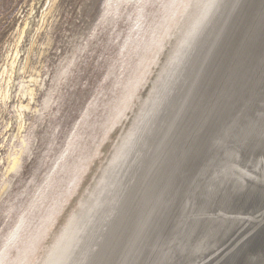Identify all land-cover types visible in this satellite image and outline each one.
Returning <instances> with one entry per match:
<instances>
[{
	"label": "bare ground",
	"instance_id": "6f19581e",
	"mask_svg": "<svg viewBox=\"0 0 264 264\" xmlns=\"http://www.w3.org/2000/svg\"><path fill=\"white\" fill-rule=\"evenodd\" d=\"M57 1H46L33 37ZM34 8L0 68V103L17 98L0 264H264V0H104L90 33L118 46L107 82L39 181L36 163L23 201L7 193L93 44L75 46L34 105L46 86L31 65L34 40L19 67Z\"/></svg>",
	"mask_w": 264,
	"mask_h": 264
},
{
	"label": "rangeland",
	"instance_id": "374dc122",
	"mask_svg": "<svg viewBox=\"0 0 264 264\" xmlns=\"http://www.w3.org/2000/svg\"><path fill=\"white\" fill-rule=\"evenodd\" d=\"M46 1L0 0V68L10 60L6 55L8 54L7 51L12 49L13 44L16 42L18 29L23 26L25 18L29 16L32 5L34 4L35 7L31 16L29 30L24 35L20 44L22 51L19 60L20 67L27 55V48L30 46L32 40H34L31 65L41 70L42 75L46 78V86L39 89L34 105H38L41 108L47 94V89L53 84L52 77L55 75L57 68H60L61 64H64L68 58L73 56L75 46H86L85 44L90 39H92L93 44L89 47L86 46L83 52L78 53L79 59L71 81L61 83L60 92L63 96L61 97V103L53 105L50 109L51 111L49 110L45 114V124L38 129L40 138H38L37 143L33 147V155L31 158H25L23 161L22 167L14 179V185L10 187L9 193H7L10 194L9 199L14 198L15 195H21L20 199L18 198L19 200L25 199V195L22 193L25 190H30L28 189L30 183L27 181L34 177L35 165L41 158L43 159V163L35 173L36 181L41 180L45 176L46 168L52 162V155L56 153L58 146L63 145L74 124L82 119V112L90 104V98H95L101 88L100 86H103L107 82V78L104 75L106 74L108 60H112L118 49V46L114 42L110 41L106 43L107 34L102 33L101 30L98 33L97 39L92 37L90 33V30L94 32L93 28L99 22L98 18L101 17L100 14H102L104 0H58L57 10L52 15L50 14L46 17L41 30L33 37L36 23L41 17ZM121 24L122 26L126 25V23ZM115 31L116 29H114ZM96 32H99V29ZM80 35H83V37L79 38ZM110 36L113 37V34ZM49 37L50 41H48ZM120 38L121 36H119L116 42ZM43 49H45V52L40 54V51ZM16 78L18 82L22 81L20 75H17ZM148 98L149 96L145 99ZM16 101L17 98L14 95L6 108L0 103V107L2 106L3 108L0 110V156L4 158V161H0V183L1 175L7 166L6 158L11 150V134L15 133L17 127L14 108ZM153 109L152 107L151 111ZM33 120L34 114L26 112V128L23 134L27 135L29 133ZM9 121L12 122V125L7 129L6 125ZM53 132L56 136L55 147L52 152H48L44 138L50 136ZM14 141L15 143L18 142L17 139ZM141 143L138 144L136 153ZM109 152L110 154H107L104 163L108 162V159L110 160V156L114 151L110 150ZM244 158L246 159V157ZM7 194L4 195L3 200H7L8 202L7 197L9 195ZM18 199L15 198L13 201L17 202L19 201ZM3 216L0 215L1 229L6 227L7 221H5Z\"/></svg>",
	"mask_w": 264,
	"mask_h": 264
},
{
	"label": "water",
	"instance_id": "95a60500",
	"mask_svg": "<svg viewBox=\"0 0 264 264\" xmlns=\"http://www.w3.org/2000/svg\"><path fill=\"white\" fill-rule=\"evenodd\" d=\"M120 209H122V208H120Z\"/></svg>",
	"mask_w": 264,
	"mask_h": 264
}]
</instances>
